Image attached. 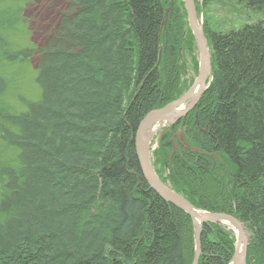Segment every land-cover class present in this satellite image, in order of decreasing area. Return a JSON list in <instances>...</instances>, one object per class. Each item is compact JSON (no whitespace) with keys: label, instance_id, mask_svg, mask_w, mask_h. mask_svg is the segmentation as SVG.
I'll return each instance as SVG.
<instances>
[{"label":"trees","instance_id":"1","mask_svg":"<svg viewBox=\"0 0 264 264\" xmlns=\"http://www.w3.org/2000/svg\"><path fill=\"white\" fill-rule=\"evenodd\" d=\"M26 3L0 0V264H192L191 218L149 186L135 149L143 117L192 84L183 51L198 71L183 1L66 0L40 46ZM216 4L248 19L226 25ZM196 6L212 79L153 163L197 208L239 219L247 264H264V0ZM201 244L198 264H230L224 227L205 224Z\"/></svg>","mask_w":264,"mask_h":264},{"label":"water","instance_id":"2","mask_svg":"<svg viewBox=\"0 0 264 264\" xmlns=\"http://www.w3.org/2000/svg\"><path fill=\"white\" fill-rule=\"evenodd\" d=\"M183 2L187 13V22L194 36L199 55L198 72L190 88L181 97L159 109L150 111L140 121L135 133L136 155L143 176L149 186L162 199L186 212L193 221L196 219L200 221L198 225H196V222L194 223L195 253L192 264H198L200 259L202 252L201 237L204 224L215 223L222 225V222H229L237 228V234H235V251L230 264H247V253L250 238L246 234L244 224L230 214L202 211L196 208L185 197L177 193L168 184L162 181L156 173L150 158L151 138L154 135V133L151 132V128L157 123L162 125L167 121H169L170 124H173L176 119L186 115L200 100L212 79V56L208 46V39L204 33L203 25L200 23L197 15L195 0H183ZM168 12L169 10L167 9V14ZM175 147L177 146L175 145Z\"/></svg>","mask_w":264,"mask_h":264},{"label":"rangeland","instance_id":"3","mask_svg":"<svg viewBox=\"0 0 264 264\" xmlns=\"http://www.w3.org/2000/svg\"><path fill=\"white\" fill-rule=\"evenodd\" d=\"M65 3H66V0H27L26 6L23 12V18L28 28V32L30 35V41L33 44L40 46L47 41L49 33L59 22L60 13L65 8ZM196 3L198 5H201L202 0H195V5ZM196 11H197V6H196ZM199 11L200 12L197 11V15H198L200 23L203 25V12L201 11V9ZM209 12H211L209 14L214 15V18L220 20L221 22L224 21L225 23H228L226 25H229V24L233 25L235 23L239 24L248 19L247 12L243 11L244 13L242 14V16H237L233 8H231L230 6L227 7V6H222L219 4L213 5L212 8L209 10ZM167 17H168V14H167ZM249 17H252V19H255L256 16L253 14ZM226 25L223 23V27ZM186 26L187 28L190 29L188 22ZM208 46H209L211 56H212V49L210 47L209 41H208ZM196 52H197L196 62L199 64L198 51L196 50ZM182 53H183L182 59L185 60L187 72L185 75L181 76L182 77L181 80L186 81V83L189 84L190 80L193 79L194 81L198 71L195 70L194 68V61L191 59V56H190L191 54L189 52H184V51ZM36 64H37V58L34 57L30 61L31 68L35 69ZM173 127H174L173 125H167V124L162 125V127H160L156 131V133L153 135V139L151 140V144H150V158H151L154 169H155V166L153 163L154 152L158 148L159 141L162 138V136L167 131H170ZM176 128H177L176 133L170 136V141L176 143V138H178L180 141L184 142L185 141L184 139L186 138L185 136L186 127L183 126L182 124V125H178ZM177 149L178 147H175V144H174V152H176ZM245 230H246V234L250 238L251 237L250 232L248 231L246 227H245ZM229 232L233 234V236L235 237L234 232H231V230ZM235 243H236V239H235Z\"/></svg>","mask_w":264,"mask_h":264},{"label":"bare ground","instance_id":"4","mask_svg":"<svg viewBox=\"0 0 264 264\" xmlns=\"http://www.w3.org/2000/svg\"><path fill=\"white\" fill-rule=\"evenodd\" d=\"M183 1V0H182ZM166 15H167V10H166ZM165 18H166V16H165ZM165 23H166V20H164V22H163V25H165ZM204 28V27H203ZM205 33V32H204ZM206 35V34H205ZM212 72H213V69H212ZM211 77H212V75H211ZM193 83V82H192ZM192 85V84H191ZM210 85V84H209ZM209 87V86H208ZM190 88V87H189ZM188 88V89H189ZM187 89V90H188ZM186 90V91H187ZM185 91V92H186ZM184 92V93H185ZM183 93V94H184ZM182 94V95H183ZM181 95V96H182ZM180 96V97H181ZM203 96V95H202ZM201 99V98H200ZM200 101V100H199ZM199 101L197 102V104L194 106V108L193 109H191L186 115H188L190 112H192V111H195L196 109H197V107H198V104H199ZM159 109V108H158ZM181 110H183V109H181ZM186 115H184L183 117H181V118H179V119H176L175 120V122L173 123V124H170L169 123V121H167L165 124H167V125H173V126H175L178 122H179V120H182V118H184ZM163 123V124H164ZM162 124V125H163ZM164 124V125H165ZM160 123H157V124H155L152 128H151V132H153L154 134L156 133V131L159 129V127H160ZM162 125H161V127H162ZM151 139H153V137L151 138ZM174 143V142H173ZM177 147H178V144H177V142L176 143H174ZM172 154H174V148H173V153ZM156 171V170H155ZM157 173V172H156ZM159 176V175H158ZM174 190V189H173ZM176 191V190H175ZM177 192V191H176ZM177 193H179V192H177ZM180 194V193H179ZM180 195H182V194H180ZM183 196V195H182ZM184 197V196H183ZM187 199V198H186ZM164 200V199H163ZM188 200V199H187ZM189 201V200H188ZM190 202V201H189ZM191 203V202H190ZM192 204V203H191ZM193 205V204H192ZM196 207V206H195ZM197 208V207H196ZM200 209V208H199ZM200 210H202V209H200ZM202 211H208V210H205V209H203ZM208 212H211V211H208ZM227 214V213H226ZM231 215V214H230ZM233 216V215H232ZM191 218V217H190ZM191 221H192V226H193V230H194V223L196 222V225H198L199 224V222L200 221H198L197 219L195 220V221H193L192 220V218H191ZM205 224H211V223H205ZM204 224V225H205ZM212 224H215V223H212ZM218 225H220V224H218ZM220 226H222V227H224L226 230H228V231H230L231 230V232H234L235 234H237V228L233 225V224H231V223H229V222H222V225H220ZM194 236H195V234H194ZM235 239H236V235H235ZM201 249H202V244H201ZM235 251V250H234ZM234 254V253H233ZM201 256V255H200ZM233 257V256H232ZM199 263V262H198Z\"/></svg>","mask_w":264,"mask_h":264},{"label":"flooded vegetation","instance_id":"5","mask_svg":"<svg viewBox=\"0 0 264 264\" xmlns=\"http://www.w3.org/2000/svg\"><path fill=\"white\" fill-rule=\"evenodd\" d=\"M181 143H182V141H181Z\"/></svg>","mask_w":264,"mask_h":264}]
</instances>
